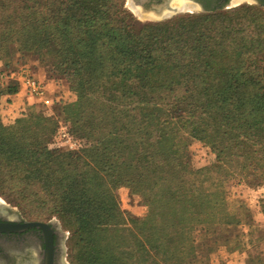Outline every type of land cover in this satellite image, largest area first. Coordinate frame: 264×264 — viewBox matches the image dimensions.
<instances>
[{
    "label": "trees",
    "instance_id": "trees-1",
    "mask_svg": "<svg viewBox=\"0 0 264 264\" xmlns=\"http://www.w3.org/2000/svg\"><path fill=\"white\" fill-rule=\"evenodd\" d=\"M125 1L13 0L3 23V44L54 49L56 72L78 96L65 110L91 143L84 156L50 149L55 123L43 115L0 125V162L21 179V196L31 187L34 201L58 203L73 232V264H135L120 186L150 208L148 239L160 229L143 252L172 261L196 246L198 228L216 223L223 203L202 182L214 168H193L186 138L208 142L217 172L264 176V1L143 26ZM10 80L17 74L0 80L1 97L21 93Z\"/></svg>",
    "mask_w": 264,
    "mask_h": 264
},
{
    "label": "rangeland",
    "instance_id": "rangeland-1",
    "mask_svg": "<svg viewBox=\"0 0 264 264\" xmlns=\"http://www.w3.org/2000/svg\"><path fill=\"white\" fill-rule=\"evenodd\" d=\"M11 1L13 0H0V46L2 45L0 74L8 77L17 74L19 81L8 82L11 87L17 86V83L20 85L22 77L26 75L35 77L46 86L50 85L51 88L48 91L52 103L44 105L30 99L21 85L22 96L16 98L0 96V125L13 127L17 121L24 119L27 115H43L55 123L56 133L51 138L50 149L84 156L91 143L74 133V125L65 110L67 106L76 104L78 96L71 88L66 75L56 72L54 68V65L58 63L56 51L54 49L44 51L23 49L22 45L16 43L15 38L12 40L9 37L3 44V23L13 13L9 9ZM237 1L233 0L229 5L219 9L231 11L243 5H259ZM3 6L7 7L6 11L3 10ZM123 9L136 19L139 26L167 22L178 16L205 13L199 11L193 14L181 13L162 21H153L147 19L148 15L141 16L134 9L131 0L125 1ZM5 89L1 88L0 92ZM184 137L186 135L181 131L180 138ZM184 146L186 153L192 157L194 169L214 168L212 173L202 177V182L207 187H211V192L223 203L218 217L232 219L229 222L227 220L221 222L217 217L216 223L199 227L194 236L197 241L195 247L192 248L190 245L187 251L177 253L172 261L165 260L162 255L156 256L155 252H149V248L146 250L149 253L143 252L144 250L140 248L145 244L147 246L148 242L153 243L154 240L158 243V239L162 238L160 229L156 235L148 239L149 231L144 233L142 227H144L143 223L149 220L150 208L141 195L134 193L128 186H120L115 193L120 209L126 213L128 220L125 229L130 231L123 236L128 243L137 246V249H133L134 251H129L128 258H132L135 264H165L166 261L170 264H264V176L254 175L252 178H247V174L242 176L240 172L237 173V167L217 172L215 167L219 164L218 154L208 142L186 138ZM227 171L233 175L224 181ZM20 180L17 176L13 177L9 169L0 162V201L27 218L57 222L66 232V262L73 264V232L61 220L58 203L53 198L34 201L31 197L33 191L31 187L28 189L29 194L21 196L20 192L25 187ZM130 217L135 220V224ZM201 229H207V235H204ZM109 237L111 238V235Z\"/></svg>",
    "mask_w": 264,
    "mask_h": 264
},
{
    "label": "flooded vegetation",
    "instance_id": "flooded-vegetation-1",
    "mask_svg": "<svg viewBox=\"0 0 264 264\" xmlns=\"http://www.w3.org/2000/svg\"><path fill=\"white\" fill-rule=\"evenodd\" d=\"M232 1L198 0V5L208 11ZM132 5L148 16H161L174 10L190 13L186 9H195L189 0H133ZM66 241V232L57 222L27 218L0 201V264H67Z\"/></svg>",
    "mask_w": 264,
    "mask_h": 264
},
{
    "label": "built area",
    "instance_id": "built-area-1",
    "mask_svg": "<svg viewBox=\"0 0 264 264\" xmlns=\"http://www.w3.org/2000/svg\"><path fill=\"white\" fill-rule=\"evenodd\" d=\"M5 79H7V76L1 73L0 80ZM21 84L24 91L26 92V95L30 99L37 100L44 105H50L52 103V100L49 96L48 87L35 77L26 75L22 77Z\"/></svg>",
    "mask_w": 264,
    "mask_h": 264
},
{
    "label": "water",
    "instance_id": "water-1",
    "mask_svg": "<svg viewBox=\"0 0 264 264\" xmlns=\"http://www.w3.org/2000/svg\"><path fill=\"white\" fill-rule=\"evenodd\" d=\"M133 1V0H132ZM194 6H195V9L191 10L190 13L193 14V12H196V11H199V12H206V10H203L199 7L198 5V0H189ZM264 1V0H263ZM130 2V0H129ZM244 2H250V3H256V4H260V0H244ZM243 2V3H244ZM242 4V3H241ZM240 5V4H239ZM185 11H177V10H174L173 12L171 13H166V14H163L161 16H151L149 18H147L148 20H153V21H162V20H165L169 17H173V16H176L180 13H183Z\"/></svg>",
    "mask_w": 264,
    "mask_h": 264
},
{
    "label": "bare ground",
    "instance_id": "bare-ground-1",
    "mask_svg": "<svg viewBox=\"0 0 264 264\" xmlns=\"http://www.w3.org/2000/svg\"><path fill=\"white\" fill-rule=\"evenodd\" d=\"M179 1H180V0H179ZM236 1H237V0H236ZM240 1L244 2V0H240ZM237 2L239 3V0H238ZM131 4H132V0H131ZM176 6H179V8H181V7L183 8V6H182V5H179V4L176 5ZM184 6H185V5H184ZM133 7H134V6H133ZM186 7H187V6H186ZM184 8H185V7H184ZM135 10H136V9H135ZM136 11H137L139 14H141V12H139L138 10H136ZM142 15L144 16V14H141V16H142ZM145 16H146V15H145ZM148 17H151V16H148ZM144 18H145V17H144Z\"/></svg>",
    "mask_w": 264,
    "mask_h": 264
},
{
    "label": "crops",
    "instance_id": "crops-1",
    "mask_svg": "<svg viewBox=\"0 0 264 264\" xmlns=\"http://www.w3.org/2000/svg\"><path fill=\"white\" fill-rule=\"evenodd\" d=\"M47 87H48V89H50V88H51V86H50V85H48ZM20 96H22V94H18V95H16V96H13V97H15V98H16V97H20Z\"/></svg>",
    "mask_w": 264,
    "mask_h": 264
}]
</instances>
